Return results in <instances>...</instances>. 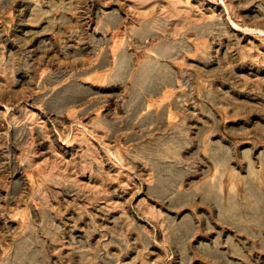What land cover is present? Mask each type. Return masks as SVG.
I'll return each mask as SVG.
<instances>
[{
  "label": "rangeland",
  "instance_id": "rangeland-1",
  "mask_svg": "<svg viewBox=\"0 0 264 264\" xmlns=\"http://www.w3.org/2000/svg\"><path fill=\"white\" fill-rule=\"evenodd\" d=\"M0 264H264V0H0Z\"/></svg>",
  "mask_w": 264,
  "mask_h": 264
}]
</instances>
